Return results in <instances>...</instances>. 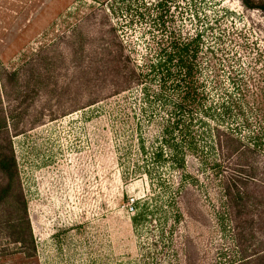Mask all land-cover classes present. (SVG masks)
I'll use <instances>...</instances> for the list:
<instances>
[{
    "label": "rangeland",
    "instance_id": "1",
    "mask_svg": "<svg viewBox=\"0 0 264 264\" xmlns=\"http://www.w3.org/2000/svg\"><path fill=\"white\" fill-rule=\"evenodd\" d=\"M185 44L197 115L237 137L243 159L264 170L258 10L240 0H0V109L19 184L0 205V264H236L231 230L215 218L221 191L209 158L187 157L193 186L175 219L136 162L159 120L141 89L152 95L159 82L113 96L106 68L115 48L142 66L165 64Z\"/></svg>",
    "mask_w": 264,
    "mask_h": 264
},
{
    "label": "trees",
    "instance_id": "2",
    "mask_svg": "<svg viewBox=\"0 0 264 264\" xmlns=\"http://www.w3.org/2000/svg\"><path fill=\"white\" fill-rule=\"evenodd\" d=\"M240 2L246 9L258 10L264 15V0ZM112 52H109L111 58L106 68L113 96L130 91L132 87L142 88L148 81L151 82L149 77L159 82L160 91L152 92V95L148 94L147 89H141V100L149 104L150 110L156 106L154 111H158L159 120L150 146L146 147L139 141L141 139L138 140L140 147L136 162L144 164L146 176L150 180H157V185L167 193V206L176 209L173 218L179 217L178 203L186 188L193 186L191 176L185 172L187 157H197L201 163L209 158L211 176L216 178L221 191V212L215 218L221 226L231 230L236 264H264V170L259 171L252 161L243 159L247 147H243L237 137L219 127L208 126L197 115L199 98L191 55L194 49L191 50L188 44L183 48L173 47L165 64L156 62L142 66L131 63L128 57L122 59L120 47ZM175 54L178 55L176 64H172ZM182 55L185 56L184 60ZM186 57L191 61H187ZM172 68L174 71L171 72ZM15 75L14 71L12 76ZM170 78L172 84L164 86ZM150 116H155V113ZM7 117L10 116L3 113L1 108L0 205L11 198L13 187H17V191L19 187L16 162L8 140ZM196 126L201 130L195 129ZM227 170L230 172L227 173ZM159 171L161 174L163 171L175 172L178 180L174 184L169 183L163 176L158 177ZM142 217L143 213H138L133 220L140 221ZM14 240L23 246L22 239L16 237Z\"/></svg>",
    "mask_w": 264,
    "mask_h": 264
}]
</instances>
